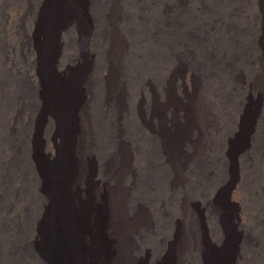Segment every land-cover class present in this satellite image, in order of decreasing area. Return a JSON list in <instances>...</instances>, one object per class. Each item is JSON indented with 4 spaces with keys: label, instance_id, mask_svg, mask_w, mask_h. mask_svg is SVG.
Instances as JSON below:
<instances>
[{
    "label": "bare ground",
    "instance_id": "1",
    "mask_svg": "<svg viewBox=\"0 0 264 264\" xmlns=\"http://www.w3.org/2000/svg\"><path fill=\"white\" fill-rule=\"evenodd\" d=\"M5 21L0 264H264V0Z\"/></svg>",
    "mask_w": 264,
    "mask_h": 264
},
{
    "label": "rangeland",
    "instance_id": "2",
    "mask_svg": "<svg viewBox=\"0 0 264 264\" xmlns=\"http://www.w3.org/2000/svg\"><path fill=\"white\" fill-rule=\"evenodd\" d=\"M17 1L18 0H8V1L7 0H0V18H1V20H0V42H6L7 41L9 31H8L7 22L5 20H6V18L8 19V15L10 13V9H11L13 3H15ZM7 3H9V4H7ZM136 67L140 71V76L141 75L142 76L143 75L144 76L148 75L152 79L154 78V79H157V80L158 79H162L163 76H164V67H165V64H164V67H163V65H160V66L156 67L155 69L151 68V66H146V67H141L140 66L141 68L140 67L138 68V66L136 65ZM142 71H144L146 74L143 73ZM0 75H1L0 76V81H5V78H8V75H5V74H3L1 72H0Z\"/></svg>",
    "mask_w": 264,
    "mask_h": 264
}]
</instances>
